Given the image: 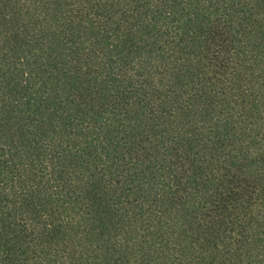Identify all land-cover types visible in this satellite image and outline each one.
<instances>
[{"label": "trees", "instance_id": "trees-1", "mask_svg": "<svg viewBox=\"0 0 264 264\" xmlns=\"http://www.w3.org/2000/svg\"><path fill=\"white\" fill-rule=\"evenodd\" d=\"M0 264H264V0H0Z\"/></svg>", "mask_w": 264, "mask_h": 264}]
</instances>
